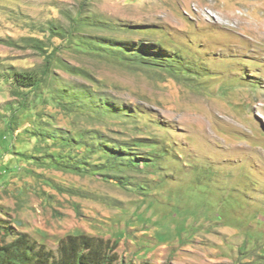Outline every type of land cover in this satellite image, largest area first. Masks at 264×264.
Listing matches in <instances>:
<instances>
[{
  "label": "rangeland",
  "instance_id": "374dc122",
  "mask_svg": "<svg viewBox=\"0 0 264 264\" xmlns=\"http://www.w3.org/2000/svg\"><path fill=\"white\" fill-rule=\"evenodd\" d=\"M262 25L264 0H0V224L112 239L117 264H264ZM26 37L57 62L9 130L12 67L45 64Z\"/></svg>",
  "mask_w": 264,
  "mask_h": 264
},
{
  "label": "trees",
  "instance_id": "16d2710c",
  "mask_svg": "<svg viewBox=\"0 0 264 264\" xmlns=\"http://www.w3.org/2000/svg\"><path fill=\"white\" fill-rule=\"evenodd\" d=\"M81 17L77 18L76 27L83 29ZM52 36H69L65 42L75 44L83 48L88 46L92 52H97V42L89 43L86 40H74L71 35L74 31H66L63 35L51 24ZM24 41H32L33 48L44 55L45 64L41 71L35 69L18 70L12 67V78L18 89L15 92L19 98L7 103V111H11L8 129L18 127L19 116L29 109L30 96L42 93L44 83L51 74L52 66L57 62L56 47L50 53L48 45L40 39L26 37ZM0 143H4L5 136L1 137ZM12 149V148H11ZM10 149V151H11ZM118 242L103 236L90 234H68L60 239L56 249L50 248L46 243L39 242L27 232H18L15 228L0 224V264H117L120 260L117 252ZM135 264V263H131ZM143 264H149L145 262Z\"/></svg>",
  "mask_w": 264,
  "mask_h": 264
},
{
  "label": "bare ground",
  "instance_id": "6f19581e",
  "mask_svg": "<svg viewBox=\"0 0 264 264\" xmlns=\"http://www.w3.org/2000/svg\"><path fill=\"white\" fill-rule=\"evenodd\" d=\"M218 22H219L220 25H228V24H226V22L224 23L222 20H221V22L218 20ZM248 29L254 31L253 33L256 34V35L260 34L261 32H262V34H264V25H262L261 27H256V28H254V26H251ZM257 30H260V32H258ZM251 34H252V32H251Z\"/></svg>",
  "mask_w": 264,
  "mask_h": 264
}]
</instances>
